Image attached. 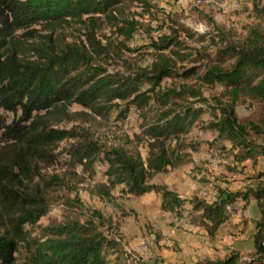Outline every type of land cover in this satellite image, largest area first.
<instances>
[{"label": "trees", "instance_id": "16d2710c", "mask_svg": "<svg viewBox=\"0 0 264 264\" xmlns=\"http://www.w3.org/2000/svg\"><path fill=\"white\" fill-rule=\"evenodd\" d=\"M123 2L0 0V264H17L21 245L26 252L22 264H111L109 257L118 242L106 231L111 221L99 211L83 221L67 219L48 225L38 237L32 238L25 230L46 215L52 189L67 185L58 175L44 178L40 172L42 164L56 163L55 148L67 140H75L65 150L68 165L82 167L91 176L97 167L102 168L100 182L88 189L90 196L112 202L117 189L132 197L153 192L160 197L162 212L186 219L209 236L217 233L239 205L245 209L255 201L259 213L252 236L256 258L249 264H264V171L257 174L255 188L218 189L211 202L197 196L182 199L164 186L148 184L156 175L188 163L187 156L178 153L184 149L180 137L203 114L202 108L178 102L187 95L199 97L193 88L182 86L179 93L158 89L162 79L176 75L171 59L160 55L148 70L128 78L94 81L96 75L89 73L91 63L94 57L106 55L94 30L86 33L91 53L83 47L62 45L60 36L55 38L70 23H81L83 16L110 15L108 19L115 21L114 12ZM124 31L131 37L132 30ZM213 61L217 64L205 70L200 80L206 85H222L230 98L228 104L218 106L220 117L214 127L230 144L228 150L223 149L232 154L233 162L250 160L255 165L258 158H264V147L249 138L235 114V104L245 99L264 108V29L252 30L241 46L225 45ZM192 74L193 68L182 76ZM116 100L125 103L119 112L122 119L131 107L139 112L140 133L136 135L144 142V158L139 151L121 146L101 149L79 128H58L61 122L74 120L76 114L68 111L73 104L105 116L116 108L112 104ZM7 114L12 115L10 122ZM250 128L262 134L255 125ZM238 262V254L232 252L220 260L196 264Z\"/></svg>", "mask_w": 264, "mask_h": 264}, {"label": "rangeland", "instance_id": "374dc122", "mask_svg": "<svg viewBox=\"0 0 264 264\" xmlns=\"http://www.w3.org/2000/svg\"><path fill=\"white\" fill-rule=\"evenodd\" d=\"M118 10L114 12L115 21L108 19L110 15L83 16L81 23H70L55 38L60 36L62 45L90 52L86 33L94 30L95 39L106 48V55L94 57L91 63L89 73L96 75L94 81L128 78L136 71L148 70L158 56L164 55L171 59L176 75L162 79L158 89L179 93L182 86H187L199 92V97L187 95L178 101L202 108L203 112L190 132L180 137L184 149L178 153L186 155L188 163L156 175L148 184L164 186L182 199L197 196L207 202L215 199L218 189L235 192L255 188L257 174L264 171V158H258L255 165L250 160L237 163L229 158L232 154L223 148L228 150L230 144L218 136L214 127L215 119L220 117L218 106L230 102L229 90L218 83L203 84L200 77L217 64L213 60L219 49L241 46L252 30L264 29V0H124ZM126 29L132 30L129 38ZM191 68L194 74L183 78L182 74ZM112 104L119 108L116 106L105 116L73 104L68 111L76 114L74 120L63 121L58 128H79L101 149L121 146L139 151L144 158V142L136 135L140 133L139 112L131 107L122 119L119 112L125 103L116 100ZM235 114L249 138L264 147L263 106L240 99ZM6 116L10 122L12 115ZM252 125L262 134L255 133ZM73 143L75 140L59 143L54 151L56 163L41 165L44 178L58 175L67 185L52 189L46 215L25 226L32 238L40 236L48 225L67 219L83 221L99 211L111 221L106 231L118 242L109 257L111 264H196L220 260L232 252L238 254V264H249L256 258L252 236L259 213L255 201L245 209L239 205L217 233L209 236L186 219L177 220L162 212L160 197L153 192L132 197L117 189L112 202L90 196L88 189L100 182L102 168L97 167V173L91 176L82 167L68 165L65 150ZM25 257L21 245L17 264H22Z\"/></svg>", "mask_w": 264, "mask_h": 264}]
</instances>
